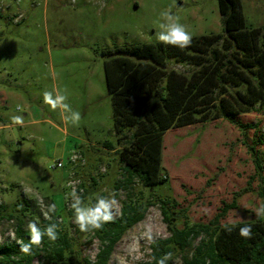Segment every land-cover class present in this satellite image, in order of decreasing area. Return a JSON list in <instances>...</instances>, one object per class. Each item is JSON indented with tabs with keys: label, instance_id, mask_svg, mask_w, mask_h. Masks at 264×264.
<instances>
[{
	"label": "rangeland",
	"instance_id": "374dc122",
	"mask_svg": "<svg viewBox=\"0 0 264 264\" xmlns=\"http://www.w3.org/2000/svg\"><path fill=\"white\" fill-rule=\"evenodd\" d=\"M238 1L244 28L264 30V0ZM170 6L192 37L224 34L218 0H0V125L8 126L0 132V206L12 212L28 201L32 208L26 217L0 212V245L15 242L10 233L16 236L20 218L26 227L30 220L40 225L45 219L37 197L45 210L55 203L58 220L68 224L64 214L73 187L85 203L116 192L114 220L129 197L148 196L149 189L137 181L124 184L104 53L158 42L159 15ZM170 66L188 72L186 66ZM53 86L67 90V102L81 113L78 126L65 124L60 111L44 103V91ZM14 115L24 117L23 126L12 123ZM240 120L251 126L246 134L223 119L167 131L162 161L167 183L152 189L153 200L173 197L191 222L208 223L244 191L222 222L256 219L253 209L264 203V108L257 106ZM106 142L115 150L106 149ZM251 147L258 151L260 174ZM148 227L154 241L169 236L158 204L122 236L109 264L147 261L154 241L141 233ZM82 244L84 256L95 261L100 242L94 233H85ZM33 264H44L43 256Z\"/></svg>",
	"mask_w": 264,
	"mask_h": 264
},
{
	"label": "trees",
	"instance_id": "16d2710c",
	"mask_svg": "<svg viewBox=\"0 0 264 264\" xmlns=\"http://www.w3.org/2000/svg\"><path fill=\"white\" fill-rule=\"evenodd\" d=\"M218 4L224 34L193 37L191 46L184 50L155 42L104 53L114 132L117 144H122L118 150L124 184L126 187L137 181L149 189V194L141 192L138 197H129L118 220L105 224L102 230L91 231L100 242L95 261L82 252L85 233L71 223L70 208L64 214L68 224L59 221L55 213L51 220H41V228L58 224L55 242L45 237L39 247L33 246L31 255L20 252L16 241L4 243L0 245V264H33L40 256L44 264H109L122 236L155 204L160 206L169 236L152 242L149 259L140 264H155L153 257L169 251L174 255L168 264L177 259L182 264H264V218L240 222L231 234L222 227L227 212L237 208V198L244 191L208 223L191 222L187 209L173 197L154 201L152 196L153 188L167 183L162 166L167 131L223 119L246 134L251 126L243 124L240 117L257 106L264 108V30L244 28L238 0H218ZM170 64L186 66L188 72ZM104 147L115 150L111 142L104 143ZM250 150L260 174L258 151L254 147ZM1 211L8 218L14 213L26 217L32 208L26 201L25 206L17 204L12 212L5 206H0ZM18 222L16 239L27 243L30 236L26 222L22 218ZM245 224L252 226L251 239L239 235V227Z\"/></svg>",
	"mask_w": 264,
	"mask_h": 264
},
{
	"label": "clouds",
	"instance_id": "9594fccd",
	"mask_svg": "<svg viewBox=\"0 0 264 264\" xmlns=\"http://www.w3.org/2000/svg\"><path fill=\"white\" fill-rule=\"evenodd\" d=\"M72 2L75 3L76 0H72ZM157 28L156 39L161 44L176 47L181 50L190 47L192 44V34L180 22V17L172 12L171 6L160 13ZM68 99L67 90L65 89L62 92L55 86L51 90H45L43 93L44 103L53 111L59 110L65 124L70 123L72 126H78L82 119L81 113L72 108L70 103L67 102ZM11 120L15 125L23 126L24 124V117L22 115H14L11 117ZM7 127V125H0V132H6ZM69 186L71 187V184ZM67 195L71 198L70 208L73 211V223L82 233L102 230L105 224L114 221V213L119 212V204L116 199L117 194L114 191L108 196H97L94 203H85L82 195L78 194L74 187ZM37 203L41 206L45 219L51 220V214H54L56 211V204L52 203L47 205L45 210L42 198L37 197ZM253 211L258 219L264 218V203L259 204ZM241 220V218L230 219L222 227L226 232L231 234ZM58 227L57 223H49L46 227L41 228L38 221L30 220L27 224L30 240L27 243L22 239H16L14 232L10 233V235L12 240L20 244V252L24 255H31L33 246L39 247L45 237L53 242L58 239ZM239 235L242 238L251 239L252 226L245 224L239 227ZM141 237L146 238L148 241H154L152 228H146L141 233ZM134 250L133 248L132 251ZM173 255L169 251L159 258L153 257V260L155 264H168L169 261L173 260Z\"/></svg>",
	"mask_w": 264,
	"mask_h": 264
},
{
	"label": "built area",
	"instance_id": "2783aa9c",
	"mask_svg": "<svg viewBox=\"0 0 264 264\" xmlns=\"http://www.w3.org/2000/svg\"><path fill=\"white\" fill-rule=\"evenodd\" d=\"M75 159L76 158H72V161L74 162L75 161ZM63 165H62V163L61 162H59L58 164H57V167H62Z\"/></svg>",
	"mask_w": 264,
	"mask_h": 264
}]
</instances>
